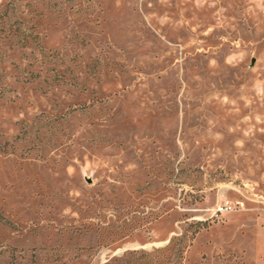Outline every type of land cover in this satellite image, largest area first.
I'll list each match as a JSON object with an SVG mask.
<instances>
[{
    "label": "rangeland",
    "instance_id": "obj_1",
    "mask_svg": "<svg viewBox=\"0 0 264 264\" xmlns=\"http://www.w3.org/2000/svg\"><path fill=\"white\" fill-rule=\"evenodd\" d=\"M0 264H264V0H0Z\"/></svg>",
    "mask_w": 264,
    "mask_h": 264
},
{
    "label": "built area",
    "instance_id": "obj_2",
    "mask_svg": "<svg viewBox=\"0 0 264 264\" xmlns=\"http://www.w3.org/2000/svg\"><path fill=\"white\" fill-rule=\"evenodd\" d=\"M230 208H231V206L230 205H228V203H223V204H221L219 207H218V211H220V212H224V211H228V210H230Z\"/></svg>",
    "mask_w": 264,
    "mask_h": 264
}]
</instances>
